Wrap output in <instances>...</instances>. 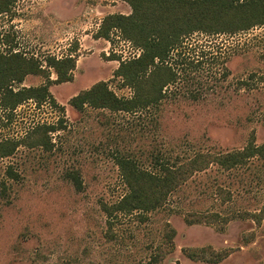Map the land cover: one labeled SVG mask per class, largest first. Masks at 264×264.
<instances>
[{
	"label": "rangeland",
	"instance_id": "rangeland-1",
	"mask_svg": "<svg viewBox=\"0 0 264 264\" xmlns=\"http://www.w3.org/2000/svg\"><path fill=\"white\" fill-rule=\"evenodd\" d=\"M130 12L123 0H17L0 14V37L8 36L0 52L11 48L41 60L50 79L56 73L46 66L47 56L76 59L71 81L48 86L55 105L27 101L11 119L0 106V139L25 137L41 123L61 125L50 134L49 149L21 144L0 158V264H144L162 245L166 224L175 229L176 248L162 264H264V215L259 222L250 216L264 207V157L231 169L212 163L144 220L130 213L107 223L101 204L126 191L117 156L157 171L156 161L180 163L198 152L242 149L252 136L255 144L264 142L262 25L185 38L172 53L177 79L155 105L132 113L72 107L69 99L99 80L119 97L131 95L113 71L138 47L117 30L109 40L93 37L106 14ZM44 83V75L28 74L13 87ZM8 166L18 179L7 175ZM189 211L219 216L187 224L183 215ZM207 245L231 253L207 263L181 252Z\"/></svg>",
	"mask_w": 264,
	"mask_h": 264
},
{
	"label": "trees",
	"instance_id": "trees-1",
	"mask_svg": "<svg viewBox=\"0 0 264 264\" xmlns=\"http://www.w3.org/2000/svg\"><path fill=\"white\" fill-rule=\"evenodd\" d=\"M16 1L0 0V14L9 11ZM123 1L129 4L131 12L106 14L93 37L109 40L113 30H117L123 38L141 49L138 57L120 60L113 71V75L121 80V85L129 87L132 93L129 97H119L106 81L99 80L69 99V104L77 110L89 106L132 113L155 105L164 98L167 86L177 79L178 74L171 64L172 53L185 38L196 32L234 34L253 26H264V0ZM6 37L2 35L0 41H7ZM45 62L48 68L55 71V79H50L41 60L35 57H27L11 48L5 53L0 52V106L9 112V119L17 106L27 101H33L36 105L49 101L55 105L48 86L53 82L72 80L71 71L76 63L74 56L62 59L47 56ZM28 74L44 75L46 83L13 87V84L21 83ZM261 80L264 81V76ZM59 128L61 125L41 123L33 127L25 137L0 139V158L12 155L21 144L49 149L52 146L50 134ZM255 156L264 157V142L255 144L253 136L242 149L225 153L198 152L180 163L156 161L154 168L157 171L144 169L133 158L119 155L115 162L126 191L113 203H102L101 209L109 225L118 214L135 213L139 220H144L147 212L162 207L168 196L195 172L206 169L212 163H217L223 169H231ZM6 173L13 179L19 177L11 166L7 167ZM71 176L75 184L80 185L78 176ZM263 215L264 207L261 213L250 216L259 222ZM218 216L214 212L189 211L183 218L187 224L212 223ZM175 234V229L166 224L162 245L144 264H162L165 256L176 248ZM109 235L111 237L112 233L109 232ZM181 252L191 260L218 263L231 250H216L207 245L183 247Z\"/></svg>",
	"mask_w": 264,
	"mask_h": 264
},
{
	"label": "built area",
	"instance_id": "built-area-1",
	"mask_svg": "<svg viewBox=\"0 0 264 264\" xmlns=\"http://www.w3.org/2000/svg\"><path fill=\"white\" fill-rule=\"evenodd\" d=\"M136 54H135V56L133 55L132 56V58H136V57H138L139 56V54H140V52H141V49H139V48H136Z\"/></svg>",
	"mask_w": 264,
	"mask_h": 264
},
{
	"label": "crops",
	"instance_id": "crops-1",
	"mask_svg": "<svg viewBox=\"0 0 264 264\" xmlns=\"http://www.w3.org/2000/svg\"><path fill=\"white\" fill-rule=\"evenodd\" d=\"M97 28H98V23H97Z\"/></svg>",
	"mask_w": 264,
	"mask_h": 264
}]
</instances>
